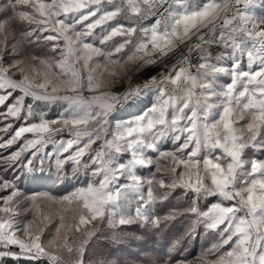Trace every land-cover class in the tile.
Segmentation results:
<instances>
[{
	"label": "snow or ice",
	"instance_id": "6c2138e0",
	"mask_svg": "<svg viewBox=\"0 0 264 264\" xmlns=\"http://www.w3.org/2000/svg\"><path fill=\"white\" fill-rule=\"evenodd\" d=\"M0 264H264V0H0Z\"/></svg>",
	"mask_w": 264,
	"mask_h": 264
},
{
	"label": "rangeland",
	"instance_id": "374dc122",
	"mask_svg": "<svg viewBox=\"0 0 264 264\" xmlns=\"http://www.w3.org/2000/svg\"><path fill=\"white\" fill-rule=\"evenodd\" d=\"M143 174V173H141ZM33 190L34 191H37V192H41V191H49L48 188H39V187H35L33 186ZM58 195L59 194H63V193H57ZM167 210H165L166 212ZM161 215L164 214V212H161L159 213ZM184 222H181V223H177L175 224V227L172 228V232L173 233H179L181 232L183 229H182V224ZM131 231H135V229L131 230ZM167 229H164L161 233H160V236H159V243L156 245L157 248H161L162 249V253L161 254H164V253H168V252H172L173 255H175V250L171 248L170 244H171V240L172 239H175V236H172L171 234H169L168 237L165 236V233H167ZM138 236L141 235V233L137 232L136 233ZM166 239H167V243H166ZM204 247H207V245H203ZM137 247V245H132V248L135 249ZM201 250V245L199 243H197L196 245L192 246V247H188V250L187 252L183 251V249H181V255L179 256H176L177 259H188V260H194L197 258L199 252ZM167 258V257H166Z\"/></svg>",
	"mask_w": 264,
	"mask_h": 264
}]
</instances>
